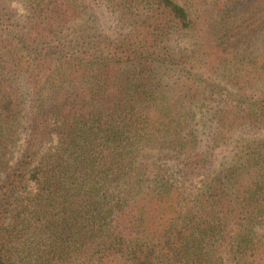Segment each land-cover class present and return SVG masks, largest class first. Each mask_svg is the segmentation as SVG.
<instances>
[{
    "label": "trees",
    "instance_id": "16d2710c",
    "mask_svg": "<svg viewBox=\"0 0 264 264\" xmlns=\"http://www.w3.org/2000/svg\"><path fill=\"white\" fill-rule=\"evenodd\" d=\"M0 264H264V0H0Z\"/></svg>",
    "mask_w": 264,
    "mask_h": 264
},
{
    "label": "rangeland",
    "instance_id": "374dc122",
    "mask_svg": "<svg viewBox=\"0 0 264 264\" xmlns=\"http://www.w3.org/2000/svg\"><path fill=\"white\" fill-rule=\"evenodd\" d=\"M13 6H14L16 9H18L20 13L23 12L22 8L20 7V5H19L17 2H14V3H13ZM104 26H105L106 28L109 27V26L106 25V24H104ZM208 132H210V130H209ZM225 156H226V152H225L224 150H222V151H220V150L217 151V158H218V160H221L222 157H225Z\"/></svg>",
    "mask_w": 264,
    "mask_h": 264
}]
</instances>
